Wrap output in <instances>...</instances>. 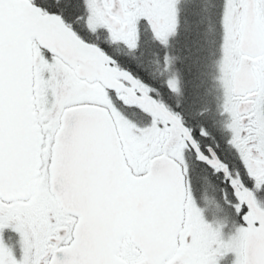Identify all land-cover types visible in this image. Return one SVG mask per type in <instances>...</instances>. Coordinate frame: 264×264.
I'll return each mask as SVG.
<instances>
[{
  "label": "snow or ice",
  "instance_id": "6c2138e0",
  "mask_svg": "<svg viewBox=\"0 0 264 264\" xmlns=\"http://www.w3.org/2000/svg\"><path fill=\"white\" fill-rule=\"evenodd\" d=\"M0 264H264V0H0Z\"/></svg>",
  "mask_w": 264,
  "mask_h": 264
}]
</instances>
